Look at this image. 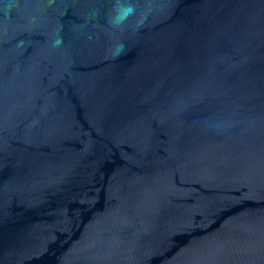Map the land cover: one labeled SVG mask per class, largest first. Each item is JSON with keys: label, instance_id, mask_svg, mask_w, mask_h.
Instances as JSON below:
<instances>
[{"label": "water", "instance_id": "95a60500", "mask_svg": "<svg viewBox=\"0 0 264 264\" xmlns=\"http://www.w3.org/2000/svg\"><path fill=\"white\" fill-rule=\"evenodd\" d=\"M0 264H264V0H0Z\"/></svg>", "mask_w": 264, "mask_h": 264}, {"label": "clouds", "instance_id": "9594fccd", "mask_svg": "<svg viewBox=\"0 0 264 264\" xmlns=\"http://www.w3.org/2000/svg\"><path fill=\"white\" fill-rule=\"evenodd\" d=\"M133 12V8L131 6H122L118 5L116 7V17H115V23L120 24L123 20H125L131 13Z\"/></svg>", "mask_w": 264, "mask_h": 264}]
</instances>
